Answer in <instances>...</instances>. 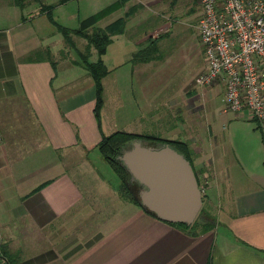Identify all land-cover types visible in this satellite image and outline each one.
I'll return each mask as SVG.
<instances>
[{
	"label": "crops",
	"instance_id": "0c3cea01",
	"mask_svg": "<svg viewBox=\"0 0 264 264\" xmlns=\"http://www.w3.org/2000/svg\"><path fill=\"white\" fill-rule=\"evenodd\" d=\"M172 2L128 0L113 12L121 10L107 25L132 15L103 56L109 73L99 123L95 82L81 71L80 49L69 59L63 34L43 12L48 3L0 0V242L18 255L16 264H264V132L245 115L224 110L223 132L211 127L214 140H206L193 119L203 109L201 86L193 80L187 98L164 101L166 114L186 115L166 134L188 144L205 187L208 223L196 229L122 197L96 147L117 130L157 134L138 122L159 119L167 59H131L156 30L169 34V24L153 26L152 12L174 9Z\"/></svg>",
	"mask_w": 264,
	"mask_h": 264
},
{
	"label": "rangeland",
	"instance_id": "374dc122",
	"mask_svg": "<svg viewBox=\"0 0 264 264\" xmlns=\"http://www.w3.org/2000/svg\"><path fill=\"white\" fill-rule=\"evenodd\" d=\"M31 1L32 3L37 2L33 0ZM43 1L44 3L48 4H58L60 0ZM114 1L115 0H70L64 4L56 5L53 9L52 16H49L48 14L47 16L50 21V18L52 17L57 23L72 29H76L80 26L81 20L101 11ZM171 4L174 5V9L171 8L168 9V11H163L161 13L159 9L154 8L152 12V21L154 23V27L158 26V28H160L164 24H169L167 29L169 34L161 40L160 46L163 59L167 60L165 62L166 66L161 68V71H165V74L161 76L162 79L159 83L158 93L161 104L159 119L155 118L154 120H151L149 117H147L143 118L142 122H138L139 124L143 125V131L156 132L158 135H155L164 138H169V135L166 134V132L170 131L171 127H174L178 124L181 125L183 119H185L186 116L183 114L180 115V117H176L166 114L165 111L167 110L164 101H166L167 104H170L173 99H182L181 96L187 98L185 92L186 86L191 84L195 79V76L206 67L205 45L202 44L199 37L198 25L200 17H197L198 15L195 14L196 8H198L196 1L175 0V2H172ZM36 5L40 6L39 3ZM195 6L197 7L195 8ZM189 7H193L194 10L190 9ZM17 11L27 14L32 10L30 8H26L24 10ZM120 13L121 10L103 18L97 23V25L99 27H105L117 14ZM2 26H4V23L0 22V27ZM163 32L164 31L156 30L154 35L158 36ZM73 38L76 42L77 48L84 50L87 41L77 35H73ZM119 45L120 44L117 43V46H114L113 49L120 50ZM64 49L69 55V59H78L77 49L69 47L65 41ZM97 58V51L95 48H93L91 51L90 60L95 61ZM160 63H162V61ZM134 87H139L136 81ZM198 91L201 95H203V109L198 114L196 113L195 116L197 118L193 119L195 120L196 125H200V123L203 125L204 139L214 140V135L209 137L210 128L212 127L214 132H216V130H221L223 132V128L226 125L225 119L223 118L225 115L224 110L226 108L223 101L224 85H219L214 88L203 86V88L199 87ZM228 114L233 113L228 112ZM199 115L202 116L201 119L198 118ZM240 120L242 121V119ZM251 123L253 126L256 124V122L253 121ZM240 130H242V128ZM105 165L107 170L110 171L111 180L113 182L120 183L118 175L112 170L110 165L107 162Z\"/></svg>",
	"mask_w": 264,
	"mask_h": 264
},
{
	"label": "built area",
	"instance_id": "2783aa9c",
	"mask_svg": "<svg viewBox=\"0 0 264 264\" xmlns=\"http://www.w3.org/2000/svg\"><path fill=\"white\" fill-rule=\"evenodd\" d=\"M206 67L197 86L224 85L225 110L264 132V0H200ZM1 137V128H0ZM201 189L205 190L204 185Z\"/></svg>",
	"mask_w": 264,
	"mask_h": 264
},
{
	"label": "trees",
	"instance_id": "16d2710c",
	"mask_svg": "<svg viewBox=\"0 0 264 264\" xmlns=\"http://www.w3.org/2000/svg\"><path fill=\"white\" fill-rule=\"evenodd\" d=\"M27 0H14V4L20 7H24ZM37 2H43V0H33ZM70 0H60L58 4H64ZM128 0H116L112 4L106 6L101 11L81 20L80 26L76 29H72L65 25L59 24L50 18L52 23L56 25L57 29L63 34L66 44L74 49H77L76 42L73 35H77L84 38L87 41V45L84 50H78L80 55V64L85 67V69L90 73L94 82L96 89V107L95 113L96 117L100 123L101 121V111L104 104V86L103 78L109 73V69L106 66L103 56L105 55L108 46L113 41V36L122 33L125 30V26L128 18L132 13H127L126 16L118 18L113 23L107 25L106 27H99L97 23L108 16L109 14L119 10L125 5ZM58 4H43V12H47L49 16H52L53 9ZM164 34H159L158 36L151 37L148 45L135 52L132 56L131 61L133 63L146 62L152 59H163V54L159 49L158 42L164 37ZM95 48L98 54V59L96 61H91V51ZM140 140L144 144L154 145L157 147L169 144L179 152L184 154L189 160V146L186 142L181 140H173L168 138H163L152 134H141L133 133L125 130H117L108 135L103 134L102 139L96 145L101 153L104 161L107 162L112 170L118 175L120 179L119 191L122 197L128 198L136 204L142 205L139 191L143 185L138 181H132L131 173L127 167L118 159L125 148L132 145L133 141ZM198 176V175H197ZM41 187L37 188L40 189ZM36 189V190H37ZM143 206V205H142ZM143 208L151 214L153 217L158 218L157 214L150 211L146 207ZM203 212V217H202ZM207 211L205 207L201 209V213L195 219V221L189 225L186 223H173L168 222L171 225L181 226L186 229L194 228L202 222L203 226L207 225L208 221L205 219ZM159 219V218H158ZM209 228V227H208ZM6 259L7 264H16L18 262V255L11 253L6 244L0 242V259Z\"/></svg>",
	"mask_w": 264,
	"mask_h": 264
},
{
	"label": "water",
	"instance_id": "95a60500",
	"mask_svg": "<svg viewBox=\"0 0 264 264\" xmlns=\"http://www.w3.org/2000/svg\"><path fill=\"white\" fill-rule=\"evenodd\" d=\"M118 159L132 181L143 185L139 196L144 207L164 221H195L204 200L195 168L184 154L169 144L157 147L135 140Z\"/></svg>",
	"mask_w": 264,
	"mask_h": 264
},
{
	"label": "flooded vegetation",
	"instance_id": "af4514ba",
	"mask_svg": "<svg viewBox=\"0 0 264 264\" xmlns=\"http://www.w3.org/2000/svg\"><path fill=\"white\" fill-rule=\"evenodd\" d=\"M191 161V160H190ZM193 164V163H192ZM194 166V165H193ZM196 171V170H195ZM197 174V173H196ZM199 182H200V187H201V185H202V183H201V181L199 180ZM202 190V189H201ZM202 194H203V190H202ZM203 200H204V194H203ZM201 213V210H200V212H199V214ZM198 214V215H199ZM198 217V216H197Z\"/></svg>",
	"mask_w": 264,
	"mask_h": 264
}]
</instances>
